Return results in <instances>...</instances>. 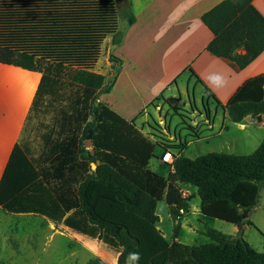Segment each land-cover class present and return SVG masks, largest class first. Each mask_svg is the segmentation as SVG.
<instances>
[{
    "label": "trees",
    "instance_id": "16d2710c",
    "mask_svg": "<svg viewBox=\"0 0 264 264\" xmlns=\"http://www.w3.org/2000/svg\"><path fill=\"white\" fill-rule=\"evenodd\" d=\"M253 1L224 0L202 17L214 36L207 50L241 68L264 51V17ZM122 5L116 0H0V63L43 72L32 110L54 104L66 85L76 88L67 104L72 115L62 111L60 129L42 136L39 157L30 158L22 144L15 146L0 184V206L44 216L101 241L119 252L118 264H264V254L241 236L207 229L210 243L178 241L180 222L196 196H184L179 184L196 187L201 214L252 225L264 189V139L250 155L189 159L174 154V170L164 177L150 168L156 145L180 154L187 142L158 143L137 127V119L128 121L99 101V92L111 85L94 68L105 39L119 29ZM127 18L134 23L131 12ZM224 109L234 123L264 115V74L245 81ZM161 201L176 223L172 241L158 228ZM86 264L107 263L91 256Z\"/></svg>",
    "mask_w": 264,
    "mask_h": 264
},
{
    "label": "crops",
    "instance_id": "0c3cea01",
    "mask_svg": "<svg viewBox=\"0 0 264 264\" xmlns=\"http://www.w3.org/2000/svg\"><path fill=\"white\" fill-rule=\"evenodd\" d=\"M223 1H123L124 6L121 12L126 23L122 29L119 26L117 33L105 39L103 50L105 49L108 56L107 67L102 68L101 71L94 70L106 77V86L111 85L108 91H111L112 97L115 98V95L117 99L113 101V104H109V101L100 102L107 104L126 120L132 121L144 117L153 103L160 98L172 107L206 118L209 130L207 134L201 136V139L195 141L208 140L217 136L214 133L209 111L210 104L224 109L245 81L264 74V51L249 65L241 68L231 59L215 56L207 50L214 36L203 23L202 17ZM253 5L264 17V0H254ZM129 12L135 19L133 24L128 23ZM42 77L43 72H33L19 66L0 63V184L16 145L22 144L30 158H37L42 153V144L39 151L35 153L31 146L23 142L27 124L36 113L32 110V106ZM211 77H220L223 83L219 87L211 85L209 82ZM136 96H139V100L133 104V107L136 106L134 114L136 111L141 113L133 119L128 117L132 116L128 115L130 114L129 106ZM199 105L205 111H201ZM224 112L227 117L225 109ZM72 113L71 110L68 111L69 115ZM259 116L252 118L261 119L260 124H264V116ZM250 117H246L242 123H232L241 131H245V128L249 127L246 122ZM257 119H254V122H258ZM159 124L167 132L166 123L159 121ZM60 125L61 122L54 123L50 131L59 130ZM71 125L68 123L69 128L72 127ZM137 127L145 135L149 133L147 128L143 127V123ZM151 137L154 138V136ZM168 139L181 140L180 136L178 138L172 134L168 136ZM190 140L193 142L192 139ZM87 149L91 150V146L87 145ZM165 151L163 149V153ZM171 152L176 156L182 155V153ZM95 168L96 165L92 164V170ZM187 193L194 194L190 190ZM0 210L16 218L30 215L41 217L42 222L48 223L52 231L55 229L54 225H61L73 233L81 241L82 246L89 251H91L90 247L99 248L105 245L101 241L79 234L44 216L13 213L4 210L1 206ZM11 231L13 230L10 229L6 233L8 238ZM80 236L83 238L80 239ZM118 257L119 252L112 264H118Z\"/></svg>",
    "mask_w": 264,
    "mask_h": 264
},
{
    "label": "rangeland",
    "instance_id": "374dc122",
    "mask_svg": "<svg viewBox=\"0 0 264 264\" xmlns=\"http://www.w3.org/2000/svg\"><path fill=\"white\" fill-rule=\"evenodd\" d=\"M125 23L126 21L119 7V26L121 29ZM104 43L100 59L94 68L97 71H101L102 68H106L108 65V56L105 53V49L103 50ZM100 61L101 63H99ZM64 79L69 80L67 76H64ZM75 90V87L66 85L62 98L54 99V104L43 105L30 118L24 133L23 142L31 146L30 148L35 153L39 151V147L42 144L41 137L43 134L49 133L54 123L61 121L62 111H70L67 104L74 97ZM110 92H99V101H109V104H113L117 97L114 95L115 98H113ZM137 100H139V96H136L129 106L130 114L128 115L132 116L128 117H133V119L141 113L136 111V114H134L136 106L133 107V104ZM210 105L209 111L213 121L214 133L217 136L208 140L193 142L190 140L193 135L200 137L207 134L209 124L206 123V118L193 112L182 111L172 107L162 99L155 101L144 117L137 118V125L141 126L143 123V127L149 131L147 135L152 140H157L158 143L163 142V144L168 145V142H171L168 139L169 135H176L178 138L180 136L181 140L176 142H188L182 155L189 159H196L210 153L234 155H250L254 153L264 139V124H260L261 119L254 118L258 120V122H254V119L250 117L246 122L249 127L245 128V131H241L225 117L222 107H217L214 104ZM198 107L201 111H205L201 105ZM262 116L264 115L259 117ZM159 121L166 123L165 130L167 132L163 130ZM151 136L156 137V139ZM171 151L179 152L177 149ZM162 153L163 148L160 145H156L150 168L155 173L168 177L171 166L160 161ZM179 186L184 196L191 194L187 193L188 190L196 196L189 202V212L185 214L180 222L178 241L190 246L207 244L210 243V239L204 232L207 229H214L227 236H241L256 251L264 254V189L261 192L259 206L251 214L252 225L239 227L201 214V199L196 193V187L187 184H179ZM156 213L160 219L158 223L159 229L169 241H172L176 223L169 213V206L166 201L158 203ZM54 228L53 231L50 230L48 223L42 222L41 217L30 215L16 218L12 214L0 210V264H86L91 256L99 257L107 264H112L114 257L118 253L117 250L105 245V247L89 248L85 244L91 250L89 251L82 246L81 241L73 233L67 231L61 225H54ZM10 229L13 231L10 232L8 238L6 233ZM82 238L80 236V239Z\"/></svg>",
    "mask_w": 264,
    "mask_h": 264
},
{
    "label": "built area",
    "instance_id": "2783aa9c",
    "mask_svg": "<svg viewBox=\"0 0 264 264\" xmlns=\"http://www.w3.org/2000/svg\"><path fill=\"white\" fill-rule=\"evenodd\" d=\"M174 158H175V155L171 151L167 150L162 154L160 161L164 164L170 165L171 171H173L174 170L173 168Z\"/></svg>",
    "mask_w": 264,
    "mask_h": 264
},
{
    "label": "clouds",
    "instance_id": "9594fccd",
    "mask_svg": "<svg viewBox=\"0 0 264 264\" xmlns=\"http://www.w3.org/2000/svg\"><path fill=\"white\" fill-rule=\"evenodd\" d=\"M209 82L211 85L219 87L223 83V80L220 77H211Z\"/></svg>",
    "mask_w": 264,
    "mask_h": 264
},
{
    "label": "water",
    "instance_id": "95a60500",
    "mask_svg": "<svg viewBox=\"0 0 264 264\" xmlns=\"http://www.w3.org/2000/svg\"><path fill=\"white\" fill-rule=\"evenodd\" d=\"M117 2H119V3H121V2H123V1H125V0H116Z\"/></svg>",
    "mask_w": 264,
    "mask_h": 264
}]
</instances>
